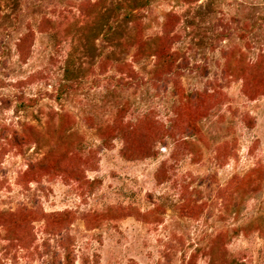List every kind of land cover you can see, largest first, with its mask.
I'll return each instance as SVG.
<instances>
[{
  "label": "rangeland",
  "instance_id": "1",
  "mask_svg": "<svg viewBox=\"0 0 264 264\" xmlns=\"http://www.w3.org/2000/svg\"><path fill=\"white\" fill-rule=\"evenodd\" d=\"M0 0V264H264V0Z\"/></svg>",
  "mask_w": 264,
  "mask_h": 264
},
{
  "label": "trees",
  "instance_id": "2",
  "mask_svg": "<svg viewBox=\"0 0 264 264\" xmlns=\"http://www.w3.org/2000/svg\"><path fill=\"white\" fill-rule=\"evenodd\" d=\"M148 2H149V1H148V0H146V1H144L143 3H144V4H146V3H148Z\"/></svg>",
  "mask_w": 264,
  "mask_h": 264
}]
</instances>
